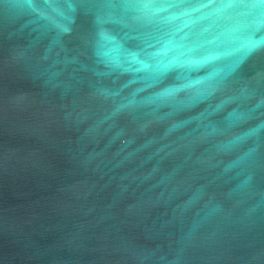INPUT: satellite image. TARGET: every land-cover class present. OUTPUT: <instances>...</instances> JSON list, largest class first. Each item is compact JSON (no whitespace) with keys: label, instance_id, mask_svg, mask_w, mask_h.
Segmentation results:
<instances>
[{"label":"water","instance_id":"95a60500","mask_svg":"<svg viewBox=\"0 0 264 264\" xmlns=\"http://www.w3.org/2000/svg\"><path fill=\"white\" fill-rule=\"evenodd\" d=\"M0 264H264V0H0Z\"/></svg>","mask_w":264,"mask_h":264}]
</instances>
